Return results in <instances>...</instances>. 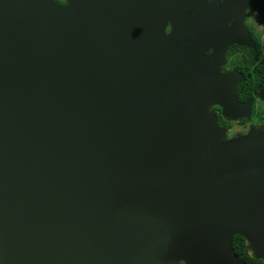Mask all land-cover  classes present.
<instances>
[{
    "label": "water",
    "instance_id": "1",
    "mask_svg": "<svg viewBox=\"0 0 264 264\" xmlns=\"http://www.w3.org/2000/svg\"><path fill=\"white\" fill-rule=\"evenodd\" d=\"M252 7L0 0V264L264 261V131L213 110L251 117L224 67Z\"/></svg>",
    "mask_w": 264,
    "mask_h": 264
},
{
    "label": "trees",
    "instance_id": "2",
    "mask_svg": "<svg viewBox=\"0 0 264 264\" xmlns=\"http://www.w3.org/2000/svg\"><path fill=\"white\" fill-rule=\"evenodd\" d=\"M63 1L64 0H59ZM264 21V14L258 12ZM253 38L256 41V49L247 46L233 45L228 53L229 58H232L229 65L242 70L245 74V79L236 88V94L239 100L247 101L256 99L260 90L264 89V41L257 35L252 27H250ZM240 52L241 54H237ZM218 119H222V114L219 113ZM254 122H264V103L254 109ZM224 126L230 128L232 124L223 123ZM233 249L238 257L246 264H264L263 260L254 259L248 253L245 238L241 235H235L233 238Z\"/></svg>",
    "mask_w": 264,
    "mask_h": 264
},
{
    "label": "flooded vegetation",
    "instance_id": "3",
    "mask_svg": "<svg viewBox=\"0 0 264 264\" xmlns=\"http://www.w3.org/2000/svg\"><path fill=\"white\" fill-rule=\"evenodd\" d=\"M65 1V0H64ZM61 2H63V1H61ZM255 13L257 16H259V18L261 19V21L264 23V21L262 20V18H261V16L259 15V13L258 12H261V11H259V10H257L256 8H249L248 9V16H247V19H246V24H247V26H248V29H249V31H250V34H251V36H252V33H251V30H250V27H252L253 29H254V31L256 32V34L257 35H259L258 34V32H257V29H256V27L254 26V24H253V22H250V24L248 23V21L251 19V16H252V13ZM262 13V12H261ZM262 14H264V13H262ZM170 29H171V27L170 26H168L167 27V32H170ZM253 37V36H252ZM254 39V38H253ZM262 41H264V39H262V38H260ZM255 40V39H254ZM255 43H256V41H255ZM234 45H237V44H234ZM233 46V45H232ZM238 46H240V45H238ZM231 47V46H230ZM230 47H229V49H228V53H229V51H230ZM257 48V47H256ZM211 51V50H210ZM228 53H227V62H226V65H225V67H224V69H225V71H230V70H232V69H237V70H239V71H241L242 73H244L242 70H240V69H238V68H236V67H230V65H229V63H230V61H231V59L232 58H229V56H228ZM237 54H241L240 52H238ZM233 60V59H232ZM245 75V74H244ZM237 88V87H236ZM262 90H264V89H262ZM262 90H260V91H262ZM259 91V92H260ZM237 95V94H236ZM251 100V99H250ZM255 101H254V103H253V106H252V114H251V117H250V119H248V118H240V119H238V120H232V119H230V118H226V117H224L223 116V114H222V109H221V107L220 106H218V105H215L214 107H213V110L215 111V113H216V115H218L219 113H221L222 114V119H218V121H219V123L221 124V126H223V127H226V126H224V124L223 123H225V124H227V123H230V124H232V126L230 127V128H227V130H228V137H234V136H231V134H232V131H233V129H234V124L235 123H237V122H239V123H242V124H247L248 126L246 127V128H244L243 130V132L242 133H239V134H236V136H240V135H243V134H246L251 128H259V129H261V130H263L264 131V122H254L253 121V119H254V109L256 108V111L258 110V107L259 106H261L263 103H264V99H261L260 97H259V93L257 94V101H256V99H254ZM241 101V100H240ZM248 101V100H247ZM242 102H246V101H242ZM217 118H218V116H217Z\"/></svg>",
    "mask_w": 264,
    "mask_h": 264
},
{
    "label": "rangeland",
    "instance_id": "4",
    "mask_svg": "<svg viewBox=\"0 0 264 264\" xmlns=\"http://www.w3.org/2000/svg\"><path fill=\"white\" fill-rule=\"evenodd\" d=\"M250 22H253L254 26L257 29L258 34L262 39H264V23L261 21L259 16H257L254 12L252 13L251 19L248 21V23L250 24ZM247 126H248L247 124H242L239 122L235 123L231 136H236V134L242 133L244 131L243 129L246 128Z\"/></svg>",
    "mask_w": 264,
    "mask_h": 264
}]
</instances>
